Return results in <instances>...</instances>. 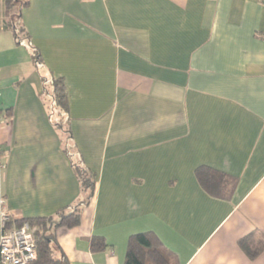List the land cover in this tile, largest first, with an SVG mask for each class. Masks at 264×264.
I'll use <instances>...</instances> for the list:
<instances>
[{
	"label": "crops",
	"instance_id": "1",
	"mask_svg": "<svg viewBox=\"0 0 264 264\" xmlns=\"http://www.w3.org/2000/svg\"><path fill=\"white\" fill-rule=\"evenodd\" d=\"M2 17L0 0V214L54 216L82 196L46 106L64 78L98 186L80 224L58 228L59 256L125 264L152 231L178 264H264V0H31L39 63ZM202 165L237 180L230 199L201 187ZM94 236L108 247L93 252Z\"/></svg>",
	"mask_w": 264,
	"mask_h": 264
},
{
	"label": "trees",
	"instance_id": "2",
	"mask_svg": "<svg viewBox=\"0 0 264 264\" xmlns=\"http://www.w3.org/2000/svg\"><path fill=\"white\" fill-rule=\"evenodd\" d=\"M30 2L31 0H2V23L6 30L14 34L17 45L25 44L29 48L31 47L32 55L39 63L41 57L38 49L33 48V45H31L30 33H28L22 20L23 9L28 7ZM49 87L52 91L48 94L49 100L46 106L50 108V113L58 131L63 132L64 152L71 159L72 168L78 182H80L82 196L76 206L71 209L65 208L54 216L22 219L14 224L20 227L24 222H29L34 232L38 258L32 264H70L64 254L55 257V251L59 250L56 232L58 228H74L80 224V212L96 197L98 181L96 173L87 166L75 139H73L71 127L68 124L69 118L65 120L63 117L70 113L68 91L65 87L64 78H53L49 83ZM56 116L61 117L58 123L55 122ZM196 176L201 187L210 195L225 200L230 199L237 184V180L232 176L205 165L196 170ZM90 239V249L93 252H101V250L108 247L103 237L94 236ZM239 244L250 258L258 256L259 252L254 250L255 244L250 243L248 239L240 240ZM127 249L125 264H178L175 255L164 247L160 238L152 231L132 235Z\"/></svg>",
	"mask_w": 264,
	"mask_h": 264
},
{
	"label": "built area",
	"instance_id": "3",
	"mask_svg": "<svg viewBox=\"0 0 264 264\" xmlns=\"http://www.w3.org/2000/svg\"><path fill=\"white\" fill-rule=\"evenodd\" d=\"M0 220V264H32L36 261V241L29 222L15 226L3 201Z\"/></svg>",
	"mask_w": 264,
	"mask_h": 264
},
{
	"label": "rangeland",
	"instance_id": "4",
	"mask_svg": "<svg viewBox=\"0 0 264 264\" xmlns=\"http://www.w3.org/2000/svg\"><path fill=\"white\" fill-rule=\"evenodd\" d=\"M55 257H59V254L57 251H55Z\"/></svg>",
	"mask_w": 264,
	"mask_h": 264
}]
</instances>
